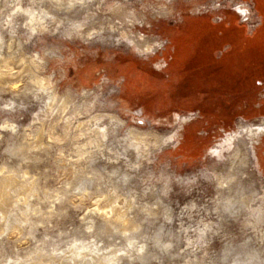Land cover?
Returning a JSON list of instances; mask_svg holds the SVG:
<instances>
[{
  "label": "rangeland",
  "instance_id": "rangeland-1",
  "mask_svg": "<svg viewBox=\"0 0 264 264\" xmlns=\"http://www.w3.org/2000/svg\"><path fill=\"white\" fill-rule=\"evenodd\" d=\"M212 1L0 0V264H264V140L232 165L229 140L264 114V48L237 38L264 0ZM218 15L237 47L223 73L205 66ZM108 112L178 138L143 155L94 131Z\"/></svg>",
  "mask_w": 264,
  "mask_h": 264
},
{
  "label": "bare ground",
  "instance_id": "bare-ground-1",
  "mask_svg": "<svg viewBox=\"0 0 264 264\" xmlns=\"http://www.w3.org/2000/svg\"><path fill=\"white\" fill-rule=\"evenodd\" d=\"M222 1L223 0H218V1L213 0L211 3L216 4V3H219ZM230 2L234 4V2H237V0H230ZM118 9L120 10L119 6H118ZM44 17L43 16L42 17L34 16L33 19H31V22L34 23V22L39 21L40 23H42L40 27L45 28L46 26L44 24ZM111 31H117V33L119 32L120 34L119 33L118 34L120 36H122V38L129 40V42H131V41L136 42L138 44L139 51H142V52H146V53L152 52L155 49L156 45H158V43H159L157 40H154L151 38L146 39L144 37L141 38L138 35L131 34V33L127 32L126 30H124L122 27L119 28V26L115 27V25H114V27H111ZM77 33L82 34L83 30H80V31L78 30ZM41 59H45V58L43 57ZM34 81L36 83H39L40 85H42L45 89L50 90L49 99L51 102L50 104L52 105L54 103L57 95H56V92L54 91V89L52 88V86L48 83L49 81L47 82L45 79H40L38 77H34ZM87 92H89V91H87ZM87 92H86V94H87ZM64 99H65L64 101L67 104H68V102L71 101L70 96H65ZM76 111H78L79 113L82 112L81 108H76ZM116 115L115 114H113V115L109 114V112L108 113L95 114V115H93L92 118H90V120H88V123L92 124L95 127V128L93 127L94 131L97 134H100L102 137L107 136L106 130L108 129V127H110L111 130H115V129L120 130V129L124 128L126 131L125 140L129 141V144L134 146L135 149L143 155H147L152 150V148L150 146L151 144H153V146L155 148L160 149L162 146L166 147L167 145L174 143L176 141V139L178 138L177 132H169V133L161 134V133H158L157 131H153L150 129H145V130L141 129L138 126H132V125L126 126L125 120L120 118L119 116H116ZM186 120L188 121V119H186ZM239 125H240V127H239L240 130L237 133H235L234 135L229 137V140L233 143V145L231 146V147H233V153L231 155V165L236 163L237 159L245 154L244 150L249 148V144L251 142L250 136L257 133L258 127L260 126V125L258 126V124L253 122V121L252 122L241 121L239 123ZM262 129H263V127H262ZM220 145L221 144H219V147H220ZM165 147H163V148H165ZM225 147H226V145H225ZM216 179L218 180V182L221 185L228 184V182H231L233 180L231 175H228L225 178L223 175H219V174H216ZM116 218H118V217H116ZM120 218L121 217H119V219ZM250 224L253 226L255 225L253 222H250ZM113 261L115 262V264L117 263V260H113ZM236 264H239V263L237 262Z\"/></svg>",
  "mask_w": 264,
  "mask_h": 264
},
{
  "label": "flooded vegetation",
  "instance_id": "flooded-vegetation-1",
  "mask_svg": "<svg viewBox=\"0 0 264 264\" xmlns=\"http://www.w3.org/2000/svg\"><path fill=\"white\" fill-rule=\"evenodd\" d=\"M255 3V2H254ZM224 4H222V5H219V7H222ZM255 5V7L257 6L256 5V3L254 4ZM219 7H217V8H219ZM216 8H213V10H215ZM210 10H212V9H206V13H211L210 12ZM236 11V13L240 16V17H244V14L242 13V12H240L238 9L237 10H235ZM205 13V12H204ZM203 13V14H204ZM216 12H214V14H215ZM224 15H218L217 17H218V21H216L217 23L218 22H220V21H226L225 20V18L223 17ZM260 18V17H259ZM255 26H254V30H253V32H255L256 33V35H255V37H257V38H259V37H261V35H263L264 34V31H262V30H264V29H262V22H261V20H260V22L259 23H255L254 24ZM260 29H262L261 31H259ZM259 31V32H258ZM264 37V36H263ZM168 44V43H167ZM170 44H171V42H170ZM233 44L236 46V42H233ZM244 45V43L243 42H239L238 43V45H240V47H243V45ZM233 46V45H232ZM165 50H166V48H165ZM235 53V50H233L231 47H224V48H222V50H221V61H222V63H225V62H230L231 60H232V56H233V54ZM215 54V53H214ZM213 61V63H211ZM211 62H207V61H205V66H208V68H210L212 71H215V70H217V69H215V67H213L217 62H218V57L217 56H214V59L212 60ZM204 63V62H203ZM219 63H220V61H219ZM250 63V62H249ZM248 63V64H249ZM211 64V65H210ZM250 64H252L250 67V70H253L254 72H259V71H262L263 69H264V65H263V63L262 64H257V63H255V62H253V63H250ZM212 67H213V69H212ZM217 68V67H216ZM207 69V68H206ZM211 70H209V71H211ZM224 70H225V67H224V69H222V72L221 73H223L224 72ZM261 85H263V83L261 84ZM260 88H258L257 87V89H256V92H258L259 91V94L262 96V98H260L259 99V101H257L256 103H255V106H256V108H263V106H264V88H261L260 90H259ZM253 122H255V123H257L258 124V132H257V134L255 135V137L253 138V140H255V139H257L258 140V142L255 144V143H253V146H254V149L256 150V148L257 147H259L260 146V144H262V141L264 140V114H261V115H258V116H256L255 117V121H253ZM262 127H263V129H262ZM263 132V133H262Z\"/></svg>",
  "mask_w": 264,
  "mask_h": 264
},
{
  "label": "crops",
  "instance_id": "crops-1",
  "mask_svg": "<svg viewBox=\"0 0 264 264\" xmlns=\"http://www.w3.org/2000/svg\"><path fill=\"white\" fill-rule=\"evenodd\" d=\"M261 22H262V26H264V19L261 17ZM216 25H218V27H220V31L218 32V36H219V43H218V45L216 46V48H215V54H214V56H217L218 57V62L215 64V69H217L218 71H219V73H221L222 72V69L225 67V69L227 68V65H229L231 62H225V63H222V61L220 60L221 59V50H222V48H224V47H231L233 50H235L236 51V49H237V47L233 44V42H231V41H228V37L227 36H225V29H229V27H232L231 25H232V22H228V23H226V22H224V21H220V22H216ZM256 32V31H255ZM255 32H253L252 31V33L251 34H246L245 35V37L247 38V39H252L255 35H256V33ZM216 37V36H215ZM233 45V46H232ZM254 46V45H253ZM235 54V53H234ZM233 57V56H232ZM219 61H220V63H219ZM245 62H243V61H240V60H238V62H236V63H234L235 65V67H236V69L238 68V71H239V73L241 74L242 73V71H240V68H242V66H243V64H244ZM232 65V64H231ZM245 66H248L249 67V65L250 64H248V63H245L244 64ZM252 65V64H251ZM217 67V68H216ZM248 67H246V68H248ZM209 72H211V71H209Z\"/></svg>",
  "mask_w": 264,
  "mask_h": 264
},
{
  "label": "trees",
  "instance_id": "trees-1",
  "mask_svg": "<svg viewBox=\"0 0 264 264\" xmlns=\"http://www.w3.org/2000/svg\"><path fill=\"white\" fill-rule=\"evenodd\" d=\"M232 25H233V23H232ZM232 25H231V26H232ZM263 27H264V26H262V29H263ZM262 29H260L259 31H261ZM229 31H230L229 29H225V32H226V33H225V36L228 37V36L230 35V34L228 33ZM259 31H258V32H259ZM262 31H263V30H262ZM261 37H262V35H261ZM237 38H240V40H245V41L248 40V39H247L246 37H244V36H243V38H241V33L237 35ZM254 39H255V40H254ZM263 39H264L263 37H262V38H260V37L257 38V37L254 36L251 40H250V39H249V40H250V41H254V42H256V43H259V44L262 43V45H260V46L264 48V40H263ZM261 40H262V41H261ZM257 45H258V44H257ZM263 52H264V49H263Z\"/></svg>",
  "mask_w": 264,
  "mask_h": 264
},
{
  "label": "water",
  "instance_id": "water-1",
  "mask_svg": "<svg viewBox=\"0 0 264 264\" xmlns=\"http://www.w3.org/2000/svg\"><path fill=\"white\" fill-rule=\"evenodd\" d=\"M241 12V11H240Z\"/></svg>",
  "mask_w": 264,
  "mask_h": 264
}]
</instances>
